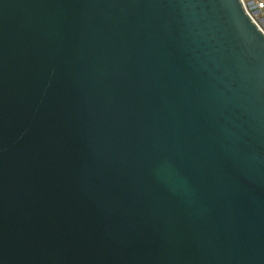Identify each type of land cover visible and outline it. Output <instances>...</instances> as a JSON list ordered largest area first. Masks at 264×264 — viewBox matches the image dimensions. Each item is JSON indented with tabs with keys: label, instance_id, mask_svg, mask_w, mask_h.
<instances>
[{
	"label": "water",
	"instance_id": "obj_1",
	"mask_svg": "<svg viewBox=\"0 0 264 264\" xmlns=\"http://www.w3.org/2000/svg\"><path fill=\"white\" fill-rule=\"evenodd\" d=\"M0 264H264L241 0H0Z\"/></svg>",
	"mask_w": 264,
	"mask_h": 264
},
{
	"label": "built area",
	"instance_id": "obj_2",
	"mask_svg": "<svg viewBox=\"0 0 264 264\" xmlns=\"http://www.w3.org/2000/svg\"><path fill=\"white\" fill-rule=\"evenodd\" d=\"M241 2L251 20L264 32V15L262 18L259 17V13L264 9V0H241Z\"/></svg>",
	"mask_w": 264,
	"mask_h": 264
},
{
	"label": "rangeland",
	"instance_id": "obj_3",
	"mask_svg": "<svg viewBox=\"0 0 264 264\" xmlns=\"http://www.w3.org/2000/svg\"><path fill=\"white\" fill-rule=\"evenodd\" d=\"M263 15H264V13H263V11H261V12L259 13V17L262 18ZM263 21H264V20H263ZM263 21H262V22H263Z\"/></svg>",
	"mask_w": 264,
	"mask_h": 264
},
{
	"label": "crops",
	"instance_id": "obj_4",
	"mask_svg": "<svg viewBox=\"0 0 264 264\" xmlns=\"http://www.w3.org/2000/svg\"><path fill=\"white\" fill-rule=\"evenodd\" d=\"M261 11H263V13H264V9H262Z\"/></svg>",
	"mask_w": 264,
	"mask_h": 264
}]
</instances>
